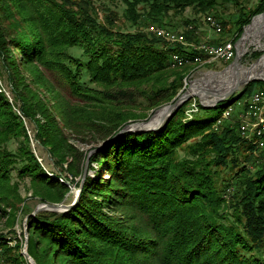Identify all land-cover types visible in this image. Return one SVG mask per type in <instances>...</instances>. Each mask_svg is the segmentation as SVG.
Masks as SVG:
<instances>
[{"label":"trees","instance_id":"16d2710c","mask_svg":"<svg viewBox=\"0 0 264 264\" xmlns=\"http://www.w3.org/2000/svg\"><path fill=\"white\" fill-rule=\"evenodd\" d=\"M108 1L122 3V15L138 27L179 17L197 44L204 42L200 17L213 15L222 25L224 36L212 44L230 33L236 42L256 17L243 42L264 19V0L250 8L249 0H0V79L14 95L11 101L0 87V221L16 224L26 179L42 201L63 202L80 185L89 150L102 144L90 156L77 203L27 219L28 252L37 264H264V149L237 123H218L264 81L209 108L197 103L216 109L213 117L187 114L188 101L159 130L113 140L174 101L197 67L194 57L205 53L169 44L148 26L119 29L120 14ZM227 3L239 9L235 32L219 13ZM25 121L35 127L33 140ZM33 141L57 172L44 168ZM94 164L99 170L89 174ZM9 238L0 233L5 264H29L20 239L8 246Z\"/></svg>","mask_w":264,"mask_h":264},{"label":"rangeland","instance_id":"374dc122","mask_svg":"<svg viewBox=\"0 0 264 264\" xmlns=\"http://www.w3.org/2000/svg\"><path fill=\"white\" fill-rule=\"evenodd\" d=\"M258 1L259 0H249L248 7L250 8V7L255 6L258 3ZM107 4L114 9H117V11L120 14L119 19H118V23H117L119 29H122V30H136L137 28L146 29L148 25L152 24L149 21H144V23L140 24L141 25L140 27L134 26L130 21H128L122 15V13L124 11L122 3H120L119 1H113V2L108 1ZM238 11H239V9L232 3H227V4L219 7V13H220L221 18L224 20H229L228 21L229 23L227 25V29L231 28L232 32H233V30L235 32L238 28V27L234 28V26H232V25H234L233 19L239 13ZM101 16H103V13H101ZM200 18L196 19L195 21H196V24L198 25L199 34L201 35L203 41H208V40H212L213 38H219L220 36H224V34H222L220 32H216L214 29H212L209 26V24L203 18L202 19H200ZM255 18L256 17L253 18L251 23L245 25L243 34L247 30V27L253 23ZM176 21L177 22L169 23L168 25H165V26L176 29V30L184 31L185 26H184V24H182V21L179 20V17L176 19ZM248 32L249 33L243 42H241L239 44V40L243 34L239 37V39L236 42H234L235 55L229 61H224V60L206 61L207 59H205V58H207V57L202 56L203 57V62H202V61H196L195 57H194V61L198 63L197 67L195 69H193L194 71L191 74H189L187 76V78L184 79V87L180 91L179 95L182 94L183 92H185L186 90H189L191 86L196 85L195 92L198 93L201 96V98L200 97H193V98L188 100V101H190V103L187 105V111H186V112H188L187 114L191 113L193 115H196L197 118H199V119H207V118L213 117V115H215L217 113L216 109H205L204 108V109L199 110L197 107V103L199 102L200 104H202V100L205 103H212L215 99H217V97H218L216 95V94H218L217 89L220 87H223V90H221L222 94L231 89V88H227L224 90V87L229 86L233 81H236L235 76H236L237 72H235L234 70L231 71L230 77H232V81L230 80V82H226V81H224L226 78H224L222 76L218 77L219 75H213L212 73L213 72L220 73V72H223L226 69L230 68L232 66L231 65L232 62L235 60V58L237 56L238 47H239V56H240V64L241 65L236 66V67H244L246 69V67H252L254 65H258L264 60V56H263V54H264V19H263L261 24H253L249 28ZM233 35L234 34H232V33L228 34L227 36H225L223 41L231 40ZM238 44H239V46H238ZM69 51H70V53H79L80 49L79 48H71ZM255 52H260L261 55L259 57H254L253 53H255ZM261 56H263V57L260 58ZM199 74H204V76H205V78H203V80H201V82L198 81V78H197ZM0 87H1V90L6 94V96L12 101L14 95L11 91V87L9 86V82L6 78L0 79ZM240 90H237L234 93H238ZM232 95H230V93H229V96H232ZM229 96H228V98H229ZM245 98H243V99H245ZM231 106H233V105H231ZM15 109L18 111L19 114L22 113L21 110H19L17 107H15ZM152 114H150V116ZM143 120H145V119H143ZM25 123H26V126L28 128V132L31 135L32 140H33L35 127H34V125L29 123L28 121H25ZM11 147H15V144L11 145ZM32 148L35 152V155L37 156V158L39 159V161L42 163V165L44 166V168L46 170L51 171V172H57V167L54 165L52 158L50 157L49 153L44 148H42L40 145H38V143L36 141L32 142ZM93 166H94V168L89 171V174H94L96 172V170H99V167L97 164H94ZM14 174H16V171L14 172ZM14 178H16V177H14ZM78 187H79V185H77V184H73L71 186V190L67 194L63 203L70 204L74 201L76 194H77V188ZM21 192H22L23 197L25 198V202H24L25 208L23 209V211L19 212L16 224L14 225V227H9L6 224L5 219L0 221V233H5L8 237H12V239L9 238L8 246H14L15 244H17L18 239H20L21 244H22L21 251H23V245H24V241H25V235H24L25 234V228L27 229L25 219H26L27 215L32 213L35 210V208L38 207V205H40L42 202L43 203H45V202L42 201L39 197H36L33 195V190H32V188H30L28 179L21 181ZM29 210H31V212L29 214H27V212ZM41 211H43V210H41ZM47 211H49V210H47ZM22 232L24 234H22ZM15 236H17V238ZM3 245L0 244V248L3 250L2 255L4 256V264H5L6 263V261H5L6 256H8V255H6L5 247ZM263 254H264V252H263ZM28 263L31 264L29 261H28Z\"/></svg>","mask_w":264,"mask_h":264},{"label":"built area","instance_id":"2783aa9c","mask_svg":"<svg viewBox=\"0 0 264 264\" xmlns=\"http://www.w3.org/2000/svg\"><path fill=\"white\" fill-rule=\"evenodd\" d=\"M205 20L212 29L221 33V23L218 18L213 15H207ZM147 29L157 36L162 33H173V41L168 42L169 44H180L185 46V48L203 49L205 50V57H213V61H229L235 55V45L232 39L223 41L220 44H212L207 41L197 44L187 40L184 31L154 23L148 25ZM253 116H263V123L254 124ZM224 120L237 123L239 131L244 138L256 137V131L264 130V86L258 87L250 96L242 99L233 110H229ZM262 149H264V144L259 148V150ZM258 157L264 161L262 153H259ZM2 253L3 250L0 248V264H4Z\"/></svg>","mask_w":264,"mask_h":264},{"label":"water","instance_id":"95a60500","mask_svg":"<svg viewBox=\"0 0 264 264\" xmlns=\"http://www.w3.org/2000/svg\"><path fill=\"white\" fill-rule=\"evenodd\" d=\"M261 16H264V13L261 14ZM248 27H247V29H248ZM246 32H247V30L244 32V34L240 38L239 44L241 43L242 39L244 38V35L246 34ZM239 44H238V46H239ZM263 56H264V54H263ZM263 56H261L260 58H262ZM239 62H240V56H239V47H238L237 56H236L235 60L232 62L231 65L232 66H236V65L239 64ZM255 80L264 81V77H250V78L246 79L245 81H243L242 83H240V85L231 88L230 90L226 91L225 93L216 94L218 97L212 103H205L202 100V104L205 107L215 106L220 101L227 99L228 96H229V93H230V95H232V94H234L235 91L242 89L245 85H247L251 81H255ZM193 97H200L201 98V96L198 93L190 92L189 90H186L182 94L178 95L177 98L174 101L157 108L154 111V113L148 119L135 121V122L129 123L126 126H124L114 136L113 140L118 135H121V134H123L125 132H144V131H150V130H159L164 124H167L168 120L170 119L172 113L175 110H178L181 106L184 105V103H186L189 99H191ZM161 109H165L166 110L165 111V115L163 116V119L161 120V122L156 123V122H154V116ZM101 147H102V144H100L99 146L89 150V152L87 154V159H86V162H85V168H84V172H83V177H82V180H81V183H80L79 187L77 188L76 197H75V199H74V201L72 203L66 204V203H63V202L62 203H49V202L43 203L42 202L40 205H38V207L35 208V210L32 213L27 215L25 221H27V219L29 218L30 215H35L36 213H38L41 210H49V211H55V212H65V211L69 210L70 208H72L78 202V200L80 198V194H81V191H82L83 183H84V180H85L86 175L88 173V164H89L90 156L93 153H95L98 149H100ZM24 235H25V241H24L22 253L25 256V258L31 264H37L35 259L28 252V230L26 228H25V234Z\"/></svg>","mask_w":264,"mask_h":264},{"label":"bare ground","instance_id":"6f19581e","mask_svg":"<svg viewBox=\"0 0 264 264\" xmlns=\"http://www.w3.org/2000/svg\"><path fill=\"white\" fill-rule=\"evenodd\" d=\"M221 31H222V25H221ZM160 37L164 38L167 42L173 41V33H162V34H160ZM190 50L195 51V52L196 51H203L205 53V50H203V49L190 48ZM205 59H207L206 61H211V60H213V57H207ZM195 60L203 62V57L200 55L196 56ZM174 61L181 65V64H183L185 59L182 56L175 55ZM240 65L241 64L239 62V65H236V66H240ZM236 66H231L230 68H228L225 71L220 72V73H216V72L212 73L213 75H219L218 77L222 76V77L226 78L224 81L230 82V80L232 81V77H230L231 71L234 70L235 72H237V74L235 76L236 81H233L229 86H225L224 90L227 88H233L235 86H238V85H240V83H242L243 81H245L246 79H248L250 77H264V60L260 64L254 65L255 67L254 66L246 67V69L244 67H236ZM197 78H198V81L201 82V80H203V78H205V76H204V74H199ZM195 89H196V85L191 86L189 90L191 92H195ZM217 90H218V93H221V90H223V87H220ZM241 101L242 100H239L235 105L228 107L226 109V111L223 113V115L221 116V118L218 120V122H222L224 120V118L226 117V115H228V111L233 110V108L238 106V104ZM165 111H166L165 109L159 110L154 116V122H156V123L161 122V120L163 119V116L165 115ZM253 123L254 124L263 123V116H253ZM252 139H253L254 144H256L258 148H260L262 146V144H264V130L256 131V137L250 138V140H252Z\"/></svg>","mask_w":264,"mask_h":264}]
</instances>
